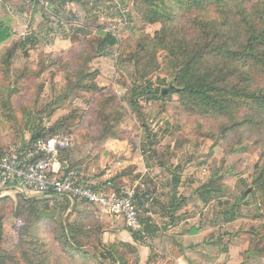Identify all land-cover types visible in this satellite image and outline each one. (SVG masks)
Instances as JSON below:
<instances>
[{
    "label": "rangeland",
    "instance_id": "rangeland-1",
    "mask_svg": "<svg viewBox=\"0 0 264 264\" xmlns=\"http://www.w3.org/2000/svg\"><path fill=\"white\" fill-rule=\"evenodd\" d=\"M135 2L0 0V22L9 32L0 44V149L26 142L61 121L71 146L60 160L102 191L134 190L142 221L140 239L109 241L103 235L106 217L113 213L100 206L77 200L62 206L59 199L2 184L0 197L7 198L0 201L2 246L12 249L36 225L42 239L51 243L50 230L66 227L79 210L87 209L93 217L85 222L102 228L104 247H82L85 261L74 257L68 263L69 257L62 256L58 264H264V252L252 251L264 244L263 194L253 184L264 168V126L223 131L221 119L185 114L176 94L132 99L138 82L130 55L146 35L153 37L161 28L159 22L144 23ZM106 33L117 43L97 53L96 43ZM21 40L25 45L15 46ZM13 46L14 53L4 55ZM156 60L151 80L154 85L165 80L160 91L167 90L174 86L168 53L160 50ZM137 162L142 172H136ZM89 171L114 178L113 186L92 178ZM210 179L222 193L219 205L215 198L200 196L202 184ZM141 190H147L143 199L154 217L139 204ZM20 197L37 200L42 215H50L55 226L18 215ZM192 227L202 228L201 233L188 236ZM118 228L132 231L123 219ZM204 254L206 258L200 256Z\"/></svg>",
    "mask_w": 264,
    "mask_h": 264
},
{
    "label": "trees",
    "instance_id": "trees-1",
    "mask_svg": "<svg viewBox=\"0 0 264 264\" xmlns=\"http://www.w3.org/2000/svg\"><path fill=\"white\" fill-rule=\"evenodd\" d=\"M135 3L144 23L159 22L161 28L153 37L145 34L147 39L142 41L134 55H130L135 67L134 81L138 82L133 86L132 99L151 96L163 98L166 94H176L185 114L221 119L223 131L238 127L259 129L264 126V0H136ZM8 37L7 28L0 22V44ZM106 37L96 43L97 53L103 52L106 44L113 46L117 43L116 37L110 33H106ZM25 42L18 41L15 46L21 47ZM160 50L168 53V66L173 73L175 86L173 90L168 88L166 94H163L164 90L160 91L165 80H158L156 85L151 80V75L157 70L156 54ZM14 51L13 46L4 55L11 56ZM91 87L98 89L96 84ZM60 124L61 121L45 132L33 134L29 142L55 133L67 135ZM65 152L59 156L61 166L63 160L60 158L65 157ZM62 168L64 171L76 169L68 164ZM113 179L105 180L106 186H113ZM81 181L91 184L84 181L83 176ZM253 184L255 191L263 194L260 200L264 201V168ZM91 185L98 188L97 185ZM107 189L103 191L109 192ZM144 195L145 192H142ZM200 196L203 200H206L205 196L215 198L219 205L218 198L222 193L216 187L215 180L210 179L202 184ZM48 197L51 200L59 199L62 206L70 202L67 197ZM6 199V196L0 197L2 202ZM73 200L94 205L76 198ZM20 212L27 217L28 222L34 219L37 224L46 219L51 227L55 226L52 218L47 217L50 215H42L37 200L20 197L17 214ZM233 216L234 212H230V217ZM90 217H93L92 211L79 210L72 223L64 228L60 225L55 231L50 230L53 235L51 243L42 239L37 232V225L33 230L28 228L20 235L15 246L7 250L2 246L3 223L0 212V264H58L59 260L62 262V256L69 257L66 259L68 263L74 257L85 261L87 253L82 251V247H104L99 234L102 228L100 230L98 225L90 226L85 222ZM147 229L146 225L144 231ZM197 231V228L192 227L189 235ZM130 234L133 241L141 238L140 231H131ZM252 251L264 252V244H257ZM97 263L105 264L100 260Z\"/></svg>",
    "mask_w": 264,
    "mask_h": 264
},
{
    "label": "built area",
    "instance_id": "built-area-1",
    "mask_svg": "<svg viewBox=\"0 0 264 264\" xmlns=\"http://www.w3.org/2000/svg\"><path fill=\"white\" fill-rule=\"evenodd\" d=\"M70 146L69 136L55 133L0 149V183L35 195L92 202L120 216L128 229L140 231L142 221L135 202V191L122 194L104 192L90 183H83L80 170L64 171L59 156Z\"/></svg>",
    "mask_w": 264,
    "mask_h": 264
},
{
    "label": "crops",
    "instance_id": "crops-1",
    "mask_svg": "<svg viewBox=\"0 0 264 264\" xmlns=\"http://www.w3.org/2000/svg\"><path fill=\"white\" fill-rule=\"evenodd\" d=\"M110 142V141H109ZM108 142V143H109ZM106 143V142H105ZM113 143V142H112ZM105 145L106 144H104V146H101V147H105ZM112 147V146H111ZM106 149H107V151H110V148H107L106 147ZM68 163L64 160L63 162H62V167H65L66 165H67ZM141 162H137V169H136V172H142L143 171V169L141 168ZM92 171V170H91ZM91 171H89V173H88V175H91L92 176V178H94V179H99V181L101 182V183H104L105 182V180L106 179H108V177H107V175L105 174V175H103V177L102 176H100L101 175V173H100V171H98L97 173L96 172H94V173H92ZM107 173H108V171H107ZM99 176L101 177V179L99 178ZM154 181L156 180V179H153ZM123 182H124V180H122ZM99 182V183H100ZM126 182V181H125ZM91 184H93L92 182H91ZM105 184V183H104ZM2 184L0 183V186H1ZM95 185H97L98 186V184L95 182ZM120 185H121V183H120ZM98 188H99V186H98ZM142 192L144 191L145 192V195L144 196H142V192H140V195H141V206H144L145 205V207H147V213L148 214H150L151 215V217H154L155 216V214H154V210L152 209V208H148L149 207V205H147L146 203H145V199H143L145 196H147L146 195V193H147V190H141ZM201 215V212L199 213V216ZM121 217L120 216H118V215H115V214H113L111 217H106V226H107V228H106V232L104 233V235L103 236H105V235H107V238H109V241H114L115 239H117V238H124L125 239V241H127V242H130V240H129V237H131L130 235V233L127 231V230H125V229H119L118 228V226L121 224ZM150 223H152L153 222V220L152 221H149ZM182 222V221H181ZM181 222H180V224H181ZM157 223V222H156ZM178 223H179V221H177V220H175V222L173 223V225H178ZM183 223V222H182ZM177 227V226H176ZM155 228V227H154ZM201 230H202V228L200 229H198V231L197 232H200L201 233ZM155 233V231L153 232H151V234L153 235ZM187 234H189V230H188V232H187ZM181 236H182V234H180ZM179 235V236H180ZM195 235V234H194ZM188 236H191V235H188ZM106 237V236H105ZM104 237V238H105ZM202 252V251H201ZM201 252L199 253V254H201ZM201 257H205L206 258V255L204 254V255H200ZM199 262V261H198ZM199 264H200V262H199Z\"/></svg>",
    "mask_w": 264,
    "mask_h": 264
},
{
    "label": "water",
    "instance_id": "water-1",
    "mask_svg": "<svg viewBox=\"0 0 264 264\" xmlns=\"http://www.w3.org/2000/svg\"><path fill=\"white\" fill-rule=\"evenodd\" d=\"M173 88H174V87H173L172 85H169V90H173ZM166 93H167V90H164V91H163V94H166Z\"/></svg>",
    "mask_w": 264,
    "mask_h": 264
}]
</instances>
